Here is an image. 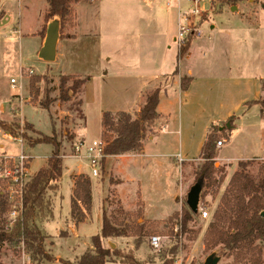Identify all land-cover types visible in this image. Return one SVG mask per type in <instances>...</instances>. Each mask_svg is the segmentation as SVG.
<instances>
[{
	"label": "crops",
	"instance_id": "1",
	"mask_svg": "<svg viewBox=\"0 0 264 264\" xmlns=\"http://www.w3.org/2000/svg\"><path fill=\"white\" fill-rule=\"evenodd\" d=\"M28 1L41 4L37 24L33 29L26 30L20 21L17 22L11 30L18 37L15 45L25 38H33L36 51L40 54L47 41L50 26L57 24L59 36L56 59L49 64H54L59 69L68 67L73 70L65 74L61 72V75L89 78L83 87V126L76 131L79 141L91 142L86 134L90 122L86 107H93L100 121V132L93 140L96 141L103 135L104 113L125 112L134 116L139 113L145 95L151 89H161L157 109L161 119L145 134L142 152L107 156L103 160L101 170L104 176L101 183H98V203L102 211V222L105 212L102 201L109 190L115 192L127 213H133L137 204L136 208L141 210L146 219H150L146 190V184L150 183L158 192L164 191L163 201L169 203L161 211L160 219L152 220L168 219L181 209L179 201L189 190L190 183L183 177L182 168L199 159L209 129L215 123L228 121L230 117L236 116L235 111L243 108L244 104L261 100L263 96L264 74L251 76L250 71L248 75L244 71L246 67L250 68L251 57L255 52L252 46L257 42V37L262 39L258 48L260 47V56L264 57V0L241 2L236 7L226 4L218 11L220 15L216 16L215 24H210L206 32L203 30L204 21H199L198 16L190 19L184 16L190 11L187 9L189 0H81L72 5L71 15L64 21L55 18L48 22H45L49 9L48 0ZM200 3L201 0L195 4L199 7ZM132 10L141 12L134 15L135 12L130 19L128 11ZM2 12L5 13L4 10ZM225 14L226 24L216 20L223 18ZM198 21V31L192 36V41L201 38L203 31L208 34L209 41L202 45L197 56L188 52L186 58H180V29L182 26H193ZM10 24L9 16L0 20L1 29ZM158 38H163V47L156 44ZM172 43L175 45L174 51ZM129 55L134 58L133 61L129 60ZM136 58H140L139 63L134 62ZM82 67L89 68L84 75L79 72ZM20 69L23 73L21 65ZM221 73L223 76H216ZM184 77L191 79L186 92L181 89ZM254 87L261 89L258 99H251ZM232 104H235L233 109L217 113L220 106L225 108ZM257 106V116L260 117V108ZM211 107L216 109L209 111L207 116L204 115L205 110ZM2 110L3 108L0 109ZM246 112L242 111L241 118L247 116ZM224 146L219 149L222 150ZM221 160L224 161L222 158ZM176 169L180 170V177ZM81 174L90 178L89 174L82 171L73 172L72 175ZM90 180L92 183V179ZM72 184L70 211L67 216L63 217L59 210L64 201L59 182L58 195L52 199L49 217L39 222L36 219L39 229L43 235L46 234L45 242L51 241V251L54 243L53 236L47 231L49 225L60 222L61 228L57 232L61 237H67L62 233L66 230L74 233L79 226L89 222L92 216L95 202L93 183L90 214L79 224L72 219L73 179ZM51 255L53 256L52 253ZM50 263L52 262L47 261L45 264Z\"/></svg>",
	"mask_w": 264,
	"mask_h": 264
},
{
	"label": "rangeland",
	"instance_id": "2",
	"mask_svg": "<svg viewBox=\"0 0 264 264\" xmlns=\"http://www.w3.org/2000/svg\"><path fill=\"white\" fill-rule=\"evenodd\" d=\"M240 3H237V5ZM40 5V3L28 0H0V20L5 16L11 18V24L8 27L5 29L0 28V109L3 108L0 111V155H15L23 150L25 154L32 156L30 172L35 177L39 170L46 166L48 159L55 153V147L52 144L37 145V140L41 136L57 139L61 147V157L64 162V170L60 180V194L63 196L62 200L64 201L61 202V208L59 209L63 217L67 216L70 211L69 200L72 193V179L79 176L72 175L73 172L78 173L82 171L90 175L93 183L95 202L89 222L79 226L78 229H75L74 233L71 230H66V232L62 233L63 236L67 237H61L57 232L61 228L60 222H57L58 224L53 223L47 227V231L53 236L52 242L54 243L51 251V241L47 240L45 242L46 253L51 257L54 256L53 258L55 259L50 264H64L66 261L74 263L76 259L81 258L86 252L94 251L92 239L101 234L102 211L99 209L98 203V183H101L104 174L101 170L100 176L94 177L89 163L74 156V146L79 141L76 131L83 126L84 121L82 110L83 88L76 92V94L70 91L69 99L65 101L61 99L60 88V80L64 76L61 75V72L65 74L73 70H70L68 67L59 69L54 64L42 61L36 51V43L32 40L33 38H25L20 44L15 45L18 42V37L11 33L13 26L20 21L24 29H33L37 24V17L41 10ZM187 5L190 8H195L193 0L187 1ZM225 5L222 0H201L199 4L201 14L198 17L199 21H204L203 30L205 32L208 31L210 24H215L216 16L220 15L218 11ZM189 7L187 9L191 10ZM135 12L136 10L128 11V17L131 19L141 11L138 10L134 14ZM252 19L254 20L255 18ZM216 20L224 21L226 24V14L223 18H217ZM199 21L196 24H192L193 26L187 27V34L183 45H186L188 39L197 33ZM204 31L201 38L191 42L189 52H192L194 57L202 50V45L209 41V36ZM258 43H262L261 37H257V42L252 46L255 52L251 57L250 68L246 67L244 71L246 75H248L249 71L251 72V76H262L264 74V57L260 56ZM156 44L163 47V38H158ZM174 50L175 45L172 43V51ZM133 59L129 55V60L133 61ZM134 62L139 63L140 58H136ZM20 65L24 69L23 73H21ZM219 70L221 71V69ZM222 70L226 72L225 69ZM29 71H33V74H30ZM87 71H89L88 67H82L79 72L84 75ZM20 76H22V79ZM216 76H223V73ZM65 77L75 78L76 76ZM77 78L85 79L88 77ZM11 79L18 81L16 88L12 87L10 83ZM71 85L72 82L69 81L66 84V89H69ZM97 86L99 87V84ZM154 90L155 88L149 92ZM262 90L263 96H261V89L254 87L251 90V99H258L260 96L262 99L264 97V83ZM216 106L218 107V105ZM234 107L235 104L225 106V108L220 106L217 113L222 114L225 110H230ZM91 108L92 110L94 109L93 107ZM91 108L86 107L90 117L86 134L91 138L90 141H93L97 138L101 126L97 113L95 110L92 111ZM259 108L261 112V106ZM214 109L216 107L207 108L204 115L207 116L209 111H214ZM242 111H247L245 118H241ZM257 111V105L251 104V106L246 107L244 104L243 108L235 111L236 117L240 119H235L230 131H223L219 136V140H225L226 143H224L225 146L222 150L216 146L218 158L215 166L224 168V171L218 173L217 177L224 176L226 178L218 191L215 188L205 189L202 178L197 175V172L204 163L202 159L199 158L196 161L187 163L182 168L183 177L187 179V183H190L188 193L192 186L198 182H202V192L206 191L208 195L202 198L201 193L200 204L201 206H205L210 214L208 219L203 220L198 213V217L188 224L186 232H184L182 227V209L188 208V193L179 201L181 209L178 212H175L168 219L157 221L152 220V218L160 219V216H162L161 211H164V208L169 206L167 201H163L165 197L163 190H161L162 192H158L152 184H146L147 200L149 203L147 210L150 213V219H146L141 210L136 208L137 204L133 213H127L121 202L116 198L115 192L109 190L102 201L105 213L114 225L117 227L123 226L128 231L127 236L103 241L105 249L116 250L119 254L118 257H111V264H164L165 261L174 262V264H214V261L217 259L218 262L216 264L247 263L249 256L246 254L240 255L238 252H235L231 255H226L220 249L206 250L205 237L221 198L232 176L239 169L238 163L240 161L255 160L254 166L249 169V172L253 175H257L259 168L264 165V114L260 113V117H258ZM156 122L148 128L147 133L156 126ZM226 122L221 124L215 123V125L224 128ZM208 132L217 133L215 128ZM205 133H203L204 136ZM3 134L6 135L3 136ZM109 139H112V137L110 134H107L102 135L100 140L108 141ZM19 140H22V144H19ZM177 171L176 169V173ZM177 175L180 177V170ZM112 182H115V180L112 179ZM111 185L113 186V183ZM55 195H58L57 190H48L45 196V201L48 205L44 211L39 212L37 217L38 222L45 221L49 217L52 199ZM44 235L46 234L44 233ZM153 236L161 237V244L158 249L153 248L150 244V239ZM260 244L263 250L264 261V242ZM46 262V260L41 258L34 260L26 246H22L21 243L16 246L6 244L0 253V264H45Z\"/></svg>",
	"mask_w": 264,
	"mask_h": 264
},
{
	"label": "trees",
	"instance_id": "3",
	"mask_svg": "<svg viewBox=\"0 0 264 264\" xmlns=\"http://www.w3.org/2000/svg\"><path fill=\"white\" fill-rule=\"evenodd\" d=\"M81 0H48L49 9L45 15V22L59 18L64 21L71 15L72 5ZM224 4L236 6L239 2L249 0H222ZM192 37L188 39L186 45L180 48V58L185 57L190 49ZM89 78L81 79L77 77L62 76L60 80L61 99H69V92L76 94L82 89ZM71 81L72 85L66 89V84ZM191 79L184 77L181 83L182 91L189 88ZM160 88L145 95V100L138 115L129 113H109L102 117L103 135L110 134L112 139L103 141L105 143V157L121 156L126 154H140L143 150V139L148 132V128L161 119L158 113L160 102ZM66 97V99H65ZM252 105L261 106V114H264V97L258 101L245 104L246 107ZM238 117L232 116L223 127L213 125L209 130L214 129L217 133H209L206 136L200 159L204 161L197 175L204 182L205 189H220L225 182L224 176L217 177L218 173L224 171L223 167H216L218 152L216 149L220 134L223 131H230L233 121ZM39 144H52L55 153L48 159L45 167L41 168L28 186L24 204L25 210L22 221H18L13 230L6 231V214L9 211L7 201L0 194V253L6 244L16 246L24 242L27 250L32 254L34 260L38 258L48 262L55 259L45 251V236L36 224L39 212L45 210L48 205L45 196L48 190H57L63 174V160L61 157V147L54 137L41 136L36 142ZM255 160L240 161L239 169L232 176L229 185L221 198L220 204L213 216V220L208 226L205 237L206 250L220 249L223 254L231 255L235 252L249 256L245 264H264L263 250L264 242V165L258 170L257 175L249 172L254 166ZM74 181V194L71 205V217L76 224L87 219L92 208V183L88 176L79 175ZM216 192V191H215ZM208 195L202 192V198ZM216 195V194H215ZM184 232L188 230V224L192 223L198 214H194L188 208L182 209ZM128 235L125 227L114 225L106 213H103L101 234L93 237L94 251L86 252L77 262L66 261L64 264H111V257H118L116 250L105 249L103 241L116 237ZM129 260V259H125ZM129 264V263H128ZM164 264H174L165 261Z\"/></svg>",
	"mask_w": 264,
	"mask_h": 264
},
{
	"label": "built area",
	"instance_id": "4",
	"mask_svg": "<svg viewBox=\"0 0 264 264\" xmlns=\"http://www.w3.org/2000/svg\"><path fill=\"white\" fill-rule=\"evenodd\" d=\"M172 2L176 0H170ZM198 3L199 0H193ZM200 9L195 4V8L191 9L189 13L184 16L190 19L193 16H199ZM187 34V28L182 26L179 34V44H184V38ZM33 74V71H29ZM22 79V76H20ZM13 88H16L18 81L11 79L10 81ZM226 143L225 140H221L217 143V147L220 148ZM19 144H22V140H19ZM105 143L101 140L86 142L78 141L74 146V156L78 159H83L89 163L92 175L98 177L102 168L103 160L105 159ZM32 156L25 154L22 150L15 155L7 154L0 155V194L7 201L9 211L6 214V231L10 233L15 224L18 221H22V217L25 210V196L28 190V186L34 176L30 172V164ZM199 215L203 220L209 218L210 214L205 206L199 205ZM150 244L153 248L158 249L161 244V237L153 236L150 239ZM25 247L24 242L21 243Z\"/></svg>",
	"mask_w": 264,
	"mask_h": 264
},
{
	"label": "water",
	"instance_id": "5",
	"mask_svg": "<svg viewBox=\"0 0 264 264\" xmlns=\"http://www.w3.org/2000/svg\"><path fill=\"white\" fill-rule=\"evenodd\" d=\"M59 36V28L57 24H52L49 28L48 38L45 43V46L41 50L39 57L43 61L47 63H52L56 59V45ZM202 182H198L194 186L191 187L188 195H187V206L191 210L192 213H199V205H200V196L202 193ZM264 217V213L262 214ZM218 262V259L214 261V264Z\"/></svg>",
	"mask_w": 264,
	"mask_h": 264
}]
</instances>
